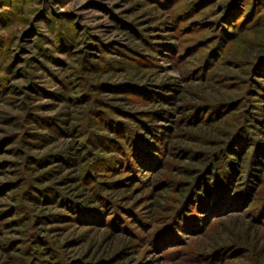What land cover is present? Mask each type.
<instances>
[{
	"label": "rangeland",
	"instance_id": "obj_1",
	"mask_svg": "<svg viewBox=\"0 0 264 264\" xmlns=\"http://www.w3.org/2000/svg\"><path fill=\"white\" fill-rule=\"evenodd\" d=\"M263 50L264 0H0V264H264Z\"/></svg>",
	"mask_w": 264,
	"mask_h": 264
},
{
	"label": "trees",
	"instance_id": "obj_2",
	"mask_svg": "<svg viewBox=\"0 0 264 264\" xmlns=\"http://www.w3.org/2000/svg\"><path fill=\"white\" fill-rule=\"evenodd\" d=\"M224 8L226 10L231 8V3H227ZM263 57H264V50L260 52V56L258 58L260 59ZM146 126L150 130V134L152 135V137L154 136L156 138L155 133L158 131L157 129L159 127L157 125H152V124L150 125L149 123H147ZM207 133L209 134V131ZM234 137H235V134L233 133L230 135V139H229L228 143H227V141H223L222 143L217 142L215 144L214 148H209L208 150H205L204 152H201V153H196V152L193 153L192 157H196L198 162H197V165L193 169L194 176H193L192 181L188 182L187 187L183 189V193H182V196L180 198L181 199L180 204L182 203V200L185 197L193 205L192 208L193 207H196V208L203 207L202 202H199V200H197V199L202 195V193H201L202 190H204V189L208 190V183L210 181L212 182V179L210 178L212 176H214V178L216 179V180H213L212 184L216 185L220 190H222V195H226L228 193L225 190L227 189V187H228L227 185L230 182L229 178H230V172L231 171L227 170V167L224 165V163L227 161L233 162V158L228 157L225 160L224 157H227V155H224V154L226 151H229V150L235 151V145L237 143L238 138H236V141L231 143ZM136 140H139V138L137 139V137H136ZM112 142L116 146L115 149H117V151H120L123 153L124 164L127 167L132 168L134 164L141 163L142 158H138L136 156V152H135L133 146H129L130 145L129 143H127V145H125L127 147H125L123 144H120V142L117 141L116 139L113 140ZM152 144H153V142L150 144L149 147L150 148L152 147L155 149L156 145L155 144L152 145ZM162 145H163V143H162ZM152 148L150 150V153L145 152L146 155L147 154H148V156L152 155L151 154ZM222 153H223V158H220V155ZM235 154H236V152H235ZM120 163H121V161H118L116 164L118 165ZM221 164L223 165V168H221ZM219 169L221 170V172H222V170L224 171V172H222L223 173L222 175L219 174L220 173ZM210 187L211 186L209 185V188ZM223 190H224V192H223ZM188 201H186V202H188ZM186 202H184V205L186 204ZM176 212H177V210L174 213H176ZM177 222H174V224L177 225V227H178L180 222L179 221H177Z\"/></svg>",
	"mask_w": 264,
	"mask_h": 264
}]
</instances>
